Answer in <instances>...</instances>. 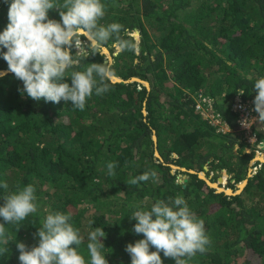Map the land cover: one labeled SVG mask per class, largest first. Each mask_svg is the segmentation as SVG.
Instances as JSON below:
<instances>
[{"label": "trees", "instance_id": "trees-1", "mask_svg": "<svg viewBox=\"0 0 264 264\" xmlns=\"http://www.w3.org/2000/svg\"><path fill=\"white\" fill-rule=\"evenodd\" d=\"M101 2L105 15L98 24L123 25L120 36L131 45L115 55L113 39L105 45L113 54L114 75L140 77L150 89L137 81L112 80L108 92H93L80 111L63 100L56 104L22 97L18 89L23 82L10 72L0 78V183L8 185L0 187V206L4 196L32 185L37 207L18 224L0 218L6 230L0 238V264H20L16 244L38 245L37 229L57 212L71 217L82 238L77 251L86 264L88 234L97 227L106 233L101 253L108 264H131L126 245L144 238L132 232V214L177 196L204 221L210 239L207 251L188 264H264V165L249 176L255 153L246 150L230 109L237 95L254 101V84L264 78V0ZM10 3L0 0V33L9 23ZM48 17L60 21L54 10ZM135 29L140 30L139 43L132 35ZM105 60L102 50L89 53L69 72ZM3 69L8 65L0 57ZM64 82L71 86L70 78ZM200 94L216 100L230 132H219L196 109ZM109 162L117 165L114 177L108 175ZM168 163L197 172L208 163L211 170L225 168L237 183H248L230 195L209 186L198 173L185 172L187 181L179 182L180 171L172 173ZM150 171L156 172L154 179L128 184ZM160 256L163 264H175L162 252Z\"/></svg>", "mask_w": 264, "mask_h": 264}, {"label": "clouds", "instance_id": "clouds-1", "mask_svg": "<svg viewBox=\"0 0 264 264\" xmlns=\"http://www.w3.org/2000/svg\"><path fill=\"white\" fill-rule=\"evenodd\" d=\"M50 10L58 12L60 21L49 19ZM104 15L105 4L101 0H11L9 23L0 33V49H6L0 51V57L7 62L8 69L7 72H0V78L8 72L14 74L16 79L23 82V88L18 89L22 97L26 95L37 102L43 100L56 104L63 100L70 103L73 109L83 111L86 100L93 92L102 96L110 90V82L115 78L113 68L105 61L88 64L84 71L69 70L79 68L81 59H86L89 53H99L110 39L121 49L131 47L120 36L123 25L98 24ZM73 49L76 50L75 57L72 55ZM67 78H70L71 86L64 82ZM253 90L256 94L252 111L257 115L250 120H242L241 124L246 128L257 124L255 129L264 127V78L255 82ZM220 128L217 126V130L223 133L232 130L230 125L226 131ZM238 131L248 143L246 150L253 151L257 159L261 158L254 147L264 139L257 134L258 141L251 143L244 137L239 125ZM254 157L250 161L249 176L251 163L256 159ZM116 166L113 162L107 164L109 176H115ZM208 170L195 171L199 174ZM156 175L155 171L145 172L130 179L128 184L138 185L154 179ZM0 187L7 189L8 185L0 183ZM34 193L35 188L27 185L4 196L0 218L7 225L18 224L36 212ZM130 218L136 221L132 232L144 237L126 245L125 251L131 258V264H163L161 252L165 258L173 259L175 264H188V260L197 253H205L206 246L210 244L204 221L189 209L182 196L169 198L168 201L157 200L150 210H137ZM70 219L69 215L58 212L48 214L34 236V239L38 238V245L29 248L23 242L16 244L20 264H86L77 251L82 238L69 222ZM5 235V225L0 223V238H5ZM105 237L106 233L100 227L89 232L87 249L90 264H108L101 253V249L105 248L102 243ZM3 242L6 244L7 239H3ZM150 248H155V251H150Z\"/></svg>", "mask_w": 264, "mask_h": 264}, {"label": "built area", "instance_id": "built-area-1", "mask_svg": "<svg viewBox=\"0 0 264 264\" xmlns=\"http://www.w3.org/2000/svg\"><path fill=\"white\" fill-rule=\"evenodd\" d=\"M216 102L212 99H209L206 95L200 94L197 98L196 109L201 112V114L209 120L210 123L221 127L222 131H226L229 129V122L223 118V116L219 113V111L215 108ZM254 108V103L250 100H244L241 95H237L231 105V111L233 113H237V123L239 125V129L243 131L244 137L247 141L251 143H256L258 141L257 133L255 132L254 126L257 124H251L246 128L242 126L241 121L245 119H251L257 114L252 111ZM206 114L208 116H206ZM255 151L258 155L264 157V142L257 143L254 147ZM264 165V158H256L251 163L250 175H254L259 171L260 168Z\"/></svg>", "mask_w": 264, "mask_h": 264}, {"label": "rangeland", "instance_id": "rangeland-1", "mask_svg": "<svg viewBox=\"0 0 264 264\" xmlns=\"http://www.w3.org/2000/svg\"><path fill=\"white\" fill-rule=\"evenodd\" d=\"M132 35L135 36V38L137 39V43H139V38H137V31L136 29L132 32ZM109 49V48H108ZM121 50L120 47L116 46V51L114 52V55L117 54V52ZM102 53H104V49H102ZM110 56L112 58V62L110 64L113 63L114 59H113V54L112 52L109 50ZM106 56V59L108 58V55L106 53H104ZM214 100V99H212ZM232 100V99H231ZM231 100H225V99H221V101H219L220 103L226 102V103H230ZM251 102H253V99H249ZM216 102V100H214ZM217 107V106H216ZM215 107V108H216ZM217 109V108H216ZM206 116H208L206 114ZM206 119V118H205ZM213 124V123H212ZM255 131L257 132V134H264L263 131L260 128H255ZM262 137V135H261ZM262 139H264V136L262 137ZM174 157H176V155H174ZM256 158V157H254ZM264 158V157H263ZM161 160L163 161V159L161 158ZM171 167V172L172 173H177V171L179 170L180 172H178V181L179 182H185L186 178H188V175L185 173L186 171L180 169V168H176L173 165H177L175 163H168ZM205 166H207V168L209 169V173L208 172H201L204 177H206L207 179H209L210 181H212L214 183V188H216L217 186L220 187V189L224 188V189H229L232 192H238V191H243V189L245 188V184L243 185V183H245V180H242L240 182H236V179H231V174L227 171V169H220V170H211V166L207 163ZM219 178H222L221 182H219ZM204 179V178H203ZM242 183V184H241ZM232 186H229V185ZM241 185H243V187H241ZM213 187V186H212ZM217 189V188H216ZM241 191V192H242ZM239 194V193H238ZM233 195V194H231ZM244 257H246L245 255L241 256V259H243Z\"/></svg>", "mask_w": 264, "mask_h": 264}, {"label": "water", "instance_id": "water-1", "mask_svg": "<svg viewBox=\"0 0 264 264\" xmlns=\"http://www.w3.org/2000/svg\"><path fill=\"white\" fill-rule=\"evenodd\" d=\"M137 31V38H139V40H140V31L139 30H136ZM103 49H104V53H106L107 55H108V58L109 59H106L105 61H107L108 63H111L112 62V58H111V56H110V53H109V49L106 47V46H104L103 47ZM0 72H7V69H3V70H0ZM9 73V72H8ZM114 79H113V81H115V82H122V81H125V82H130V83H132V82H135V81H137V82H141V83H143L144 85H146L149 89H150V83H149V81H147V80H144V79H142V78H140V77H131L130 79H124V78H122V77H119V76H116V75H114ZM144 112L146 113L147 111L146 110H144ZM153 139H154V141L155 142H157V135H156V131L154 130V133H153ZM155 156H157L158 158H161V155H160V153L156 150V152H155ZM174 167H175V169L176 168H180V169H182V170H184V171H186V172H189V173H196V171L195 170H193V169H186V168H184V167H179V166H177V165H173ZM205 169H207V166H205ZM199 175H200V177H202V178H204L205 179V181L207 182V184L209 185V186H213V187H215L214 186V183L212 182V181H210L209 179H207L206 177H204V175H202V173H199ZM186 181H187V178L185 179ZM219 180V182H221V180H222V178H219L218 179ZM248 183V179H246L245 180V186H246V184ZM217 188V191L218 192H222V191H224L226 194H233V195H236V194H238V193H240L241 191H238V192H232L231 190H229V189H224V188H222V189H220V187L219 186H217L216 187Z\"/></svg>", "mask_w": 264, "mask_h": 264}, {"label": "crops", "instance_id": "crops-1", "mask_svg": "<svg viewBox=\"0 0 264 264\" xmlns=\"http://www.w3.org/2000/svg\"><path fill=\"white\" fill-rule=\"evenodd\" d=\"M260 129L263 131V133H264V127H260Z\"/></svg>", "mask_w": 264, "mask_h": 264}, {"label": "bare ground", "instance_id": "bare-ground-1", "mask_svg": "<svg viewBox=\"0 0 264 264\" xmlns=\"http://www.w3.org/2000/svg\"><path fill=\"white\" fill-rule=\"evenodd\" d=\"M261 158H263V156H261ZM203 175V174H202ZM245 183H243V185H244ZM243 185H242V187H243Z\"/></svg>", "mask_w": 264, "mask_h": 264}]
</instances>
